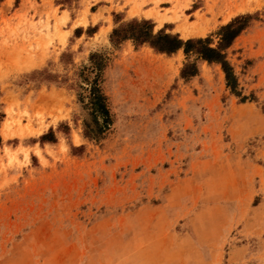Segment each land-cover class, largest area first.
<instances>
[{
    "label": "rangeland",
    "instance_id": "374dc122",
    "mask_svg": "<svg viewBox=\"0 0 264 264\" xmlns=\"http://www.w3.org/2000/svg\"><path fill=\"white\" fill-rule=\"evenodd\" d=\"M122 1L212 46L248 17L225 51L238 95L218 65L184 82L181 51L111 46L133 19L67 42L51 0L0 2V264H264V0ZM93 53L111 121L98 141L77 98Z\"/></svg>",
    "mask_w": 264,
    "mask_h": 264
},
{
    "label": "trees",
    "instance_id": "16d2710c",
    "mask_svg": "<svg viewBox=\"0 0 264 264\" xmlns=\"http://www.w3.org/2000/svg\"><path fill=\"white\" fill-rule=\"evenodd\" d=\"M248 17H238L231 20L216 32V43L212 46L211 40L186 39L182 40L177 34L165 33L163 30L153 32V25L149 21L131 20L113 28L108 36L113 47L129 41L134 48L146 46L154 53L170 56L181 51L185 57L178 77L186 82L197 74L198 62L207 65H218L223 74L225 87L237 96L236 79L228 61L225 51L231 46L235 38L246 28ZM192 59V60H190ZM107 65V59L98 53L89 55L87 66L82 67L79 79L84 84L79 86L78 101L88 111L89 123H84L83 136L91 141H98L111 124L107 107V99L102 92V72ZM40 141L53 142L52 132L40 137Z\"/></svg>",
    "mask_w": 264,
    "mask_h": 264
},
{
    "label": "crops",
    "instance_id": "0c3cea01",
    "mask_svg": "<svg viewBox=\"0 0 264 264\" xmlns=\"http://www.w3.org/2000/svg\"><path fill=\"white\" fill-rule=\"evenodd\" d=\"M54 1L59 0H51V3L53 8H57L56 18L62 19L64 29L61 28V31L67 33V42L79 39L91 40L101 29H105L106 32L109 31L113 23L118 24L121 21L131 19L151 20V18L143 16L127 17L129 7L124 5L122 0H60L58 3ZM158 8L167 9L168 7L163 5V7ZM149 9L150 7H145L141 11H148ZM151 22L156 26L153 20ZM164 24L169 25L171 23L164 22L162 25Z\"/></svg>",
    "mask_w": 264,
    "mask_h": 264
},
{
    "label": "bare ground",
    "instance_id": "6f19581e",
    "mask_svg": "<svg viewBox=\"0 0 264 264\" xmlns=\"http://www.w3.org/2000/svg\"><path fill=\"white\" fill-rule=\"evenodd\" d=\"M49 102V101H48ZM50 103V102H49Z\"/></svg>",
    "mask_w": 264,
    "mask_h": 264
}]
</instances>
